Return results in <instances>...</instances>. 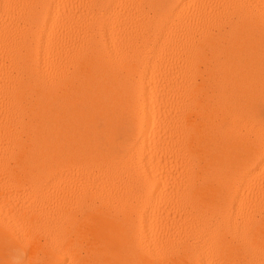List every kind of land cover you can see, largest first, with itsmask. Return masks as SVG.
Returning a JSON list of instances; mask_svg holds the SVG:
<instances>
[{
	"label": "bare ground",
	"instance_id": "1",
	"mask_svg": "<svg viewBox=\"0 0 264 264\" xmlns=\"http://www.w3.org/2000/svg\"><path fill=\"white\" fill-rule=\"evenodd\" d=\"M0 264H264V0H0Z\"/></svg>",
	"mask_w": 264,
	"mask_h": 264
}]
</instances>
